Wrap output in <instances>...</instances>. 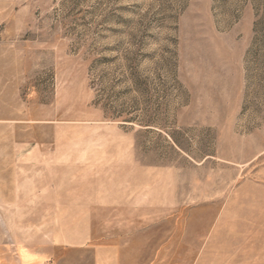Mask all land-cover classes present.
I'll return each instance as SVG.
<instances>
[{"label":"rangeland","instance_id":"obj_1","mask_svg":"<svg viewBox=\"0 0 264 264\" xmlns=\"http://www.w3.org/2000/svg\"><path fill=\"white\" fill-rule=\"evenodd\" d=\"M22 247L264 264V0H0V264Z\"/></svg>","mask_w":264,"mask_h":264},{"label":"crops","instance_id":"obj_2","mask_svg":"<svg viewBox=\"0 0 264 264\" xmlns=\"http://www.w3.org/2000/svg\"><path fill=\"white\" fill-rule=\"evenodd\" d=\"M16 74V73H15ZM13 78L15 79L16 76H13ZM55 244L58 246H63L65 245V242H64V239L63 237H59L57 238V240L55 241ZM60 251H62V249L60 248L59 249ZM87 251H90V253H92L93 256H95V263L94 264H105L104 263V260L102 259V251L100 249H94V250H87V249H74L72 251H70L71 253H78L79 255L81 253H84V252H87ZM63 252V251H62ZM44 252H35L33 250H28L26 248H23L22 249H19V251L17 252V258H18V262L21 264H25L27 262H37V263H41V264H47L46 261H44V259H46L47 257H43ZM46 255V254H45ZM220 258H218V263H220Z\"/></svg>","mask_w":264,"mask_h":264}]
</instances>
